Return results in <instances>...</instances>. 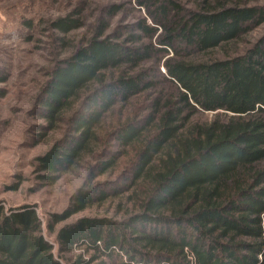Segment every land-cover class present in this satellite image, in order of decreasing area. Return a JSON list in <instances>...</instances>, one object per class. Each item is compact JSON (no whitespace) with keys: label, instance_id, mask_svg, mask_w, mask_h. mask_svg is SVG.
I'll use <instances>...</instances> for the list:
<instances>
[{"label":"trees","instance_id":"1","mask_svg":"<svg viewBox=\"0 0 264 264\" xmlns=\"http://www.w3.org/2000/svg\"><path fill=\"white\" fill-rule=\"evenodd\" d=\"M138 3L151 8L154 24L138 21L142 37L131 33L117 41L104 34L101 19L52 67L40 101L49 127L73 105L78 108L68 117L71 133L36 158L48 173L44 178L54 182L94 146L106 148L107 138L123 150L131 147V175L118 207L125 215L118 221L82 217L55 230L108 197L105 184L85 183L46 229L55 233L59 254L75 244L92 251L90 262L77 257L69 264H264V34L242 53L207 56L264 23V7L206 0L182 14L170 0ZM170 5L177 11L171 18ZM72 16L51 27L64 34L80 28ZM152 55L158 58L155 68ZM156 76L170 91L153 93L142 120L126 118L102 137L104 116L154 90ZM114 164L111 157L91 169L104 173ZM40 226L29 207L9 215L0 209V264H61Z\"/></svg>","mask_w":264,"mask_h":264},{"label":"rangeland","instance_id":"2","mask_svg":"<svg viewBox=\"0 0 264 264\" xmlns=\"http://www.w3.org/2000/svg\"><path fill=\"white\" fill-rule=\"evenodd\" d=\"M138 1L141 0H0V209L7 215L21 212L26 207L34 210L42 234L52 246L51 253L61 264H69L77 257L90 262L92 251L86 252L85 245L75 244L70 252L59 254L55 233L49 234L46 229L50 217L66 210L70 205V197L86 183L92 186L105 184L101 189H106L108 197L100 204L94 201L84 210L57 223L54 225L55 230L82 217H105L117 221L123 218L125 209L118 207H123L125 202L123 191L131 175L128 161L134 149L128 147L123 150L114 138H107L106 148L94 146L91 152L84 153L70 169L56 175L54 182L44 178L48 173L39 170L36 158L63 139L65 133H71L69 130H72V124L68 122V117L78 107L73 105L71 110L63 112V120L50 128L40 107L42 89L52 67L69 55L80 41L88 38L101 19L106 24L104 34L117 37V41L126 39L131 33L142 37L138 21L143 19L149 26L154 24L148 14L151 8L139 5ZM170 1L178 5L179 11L184 14L196 10L206 0ZM225 1L264 7V0ZM112 7L115 10L108 15ZM167 10L169 18L177 13L171 5ZM70 14L79 19L82 24L80 28L64 34L51 27L52 21ZM114 32H117L116 36ZM263 34L264 23L234 42L214 49L207 56L222 58L242 53ZM142 41L145 43L148 39L142 38ZM150 41L154 42L155 38ZM150 59L153 61V66H150L155 68L157 56L152 55ZM159 70L163 72L162 67ZM153 79L157 82L154 90L134 96L125 104L116 105L104 116L98 127L102 137L126 118L142 117L143 112L146 115L153 93L158 90L164 94L170 91L168 82L160 81L157 76ZM206 116L210 117L204 114L203 118ZM141 117L139 120L144 118ZM111 157H115V164L106 172L91 169V166ZM93 172V177L87 181L89 173ZM114 251L119 255L121 263H127L123 252L117 248Z\"/></svg>","mask_w":264,"mask_h":264}]
</instances>
